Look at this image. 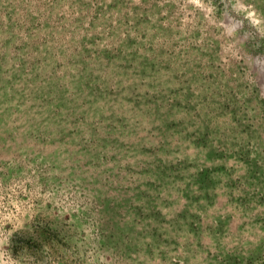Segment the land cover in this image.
Returning a JSON list of instances; mask_svg holds the SVG:
<instances>
[{"label":"rangeland","instance_id":"374dc122","mask_svg":"<svg viewBox=\"0 0 264 264\" xmlns=\"http://www.w3.org/2000/svg\"><path fill=\"white\" fill-rule=\"evenodd\" d=\"M0 264H264V0H0Z\"/></svg>","mask_w":264,"mask_h":264}]
</instances>
